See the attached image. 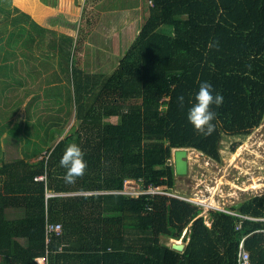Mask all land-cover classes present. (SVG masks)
Masks as SVG:
<instances>
[{
  "label": "trees",
  "instance_id": "1",
  "mask_svg": "<svg viewBox=\"0 0 264 264\" xmlns=\"http://www.w3.org/2000/svg\"><path fill=\"white\" fill-rule=\"evenodd\" d=\"M146 4L139 34L110 75L70 64L75 39L58 34V78L67 79L79 123L41 159L0 162V264H38L46 254L48 264H238L242 239L251 264H264V221L215 209L207 220L202 207L178 198L104 193L126 179L173 191L174 149L221 162L225 136H249L264 120V0ZM205 81L223 97L212 106L211 135L188 121ZM73 143L87 169L69 184L60 160ZM228 210L264 219V194ZM113 215L121 230L110 235ZM47 222L63 229L48 243ZM181 239L184 250L172 249Z\"/></svg>",
  "mask_w": 264,
  "mask_h": 264
},
{
  "label": "crops",
  "instance_id": "2",
  "mask_svg": "<svg viewBox=\"0 0 264 264\" xmlns=\"http://www.w3.org/2000/svg\"><path fill=\"white\" fill-rule=\"evenodd\" d=\"M146 6V0H0V108L8 110L0 109V121L5 115L15 123L32 110L26 116H43L46 133L67 124L62 111L71 117L74 108L67 79L58 78L59 18L75 28L68 36L77 42L76 67L110 75L139 34Z\"/></svg>",
  "mask_w": 264,
  "mask_h": 264
},
{
  "label": "rangeland",
  "instance_id": "3",
  "mask_svg": "<svg viewBox=\"0 0 264 264\" xmlns=\"http://www.w3.org/2000/svg\"><path fill=\"white\" fill-rule=\"evenodd\" d=\"M63 25L65 24L59 18V35L64 33L68 35L75 30L70 24L66 27ZM164 31L168 34L172 32L169 27H164ZM35 32L38 33V31ZM76 43L75 40L70 64L73 61L76 63ZM180 46L183 47L182 44ZM182 47L179 49L182 50ZM7 111L2 109V114ZM62 112L64 122L67 124L59 125L57 129L52 127L47 133L43 116L37 118L26 116L32 113V110H24L22 117L14 119L15 123L10 120L11 116L8 120L7 116L3 115L0 121V162L24 156L31 158L32 162L41 159L49 147L63 139L79 123L73 109L71 113L69 111L72 118L66 112ZM65 115H68L67 119ZM111 122L117 123L119 118H114ZM16 123L17 126L14 127ZM234 148H236L235 151H233ZM221 155V162H216L197 150L189 149L188 174L176 176V186L173 189V192L178 195L203 202V215L207 220L208 209H210L208 207L228 210L247 198L264 194V120L249 136H225ZM170 162L174 165L173 154ZM114 216L110 217L115 224L106 227L107 231H111L110 235H112L113 227L117 228L118 232L121 230V220Z\"/></svg>",
  "mask_w": 264,
  "mask_h": 264
},
{
  "label": "clouds",
  "instance_id": "4",
  "mask_svg": "<svg viewBox=\"0 0 264 264\" xmlns=\"http://www.w3.org/2000/svg\"><path fill=\"white\" fill-rule=\"evenodd\" d=\"M211 47V45H209ZM214 89L208 82H202L195 95V103L189 108L188 121L193 125L196 131L205 135H211L215 131L213 121L216 119V112L212 111V106L217 107L223 103V97L220 94H213ZM181 107L184 106V97L177 98ZM82 149L75 143L67 146L60 160L61 167L65 168V181L72 184L82 177L87 169V162Z\"/></svg>",
  "mask_w": 264,
  "mask_h": 264
},
{
  "label": "built area",
  "instance_id": "5",
  "mask_svg": "<svg viewBox=\"0 0 264 264\" xmlns=\"http://www.w3.org/2000/svg\"><path fill=\"white\" fill-rule=\"evenodd\" d=\"M151 5H153V3L150 1L149 2ZM43 179V178H40ZM105 194H117V195H124L127 197H134V198H138L140 196H155V195H160V196H167V197H173V198H178L181 199L183 201L186 202H190L193 203L199 207H203L204 204L203 202H198L194 199L182 196V195H178L176 193H174L173 191H169L166 188L160 187V186H155V185H144L142 183V181L140 180H134V179H126L124 181V185L122 187V189L120 190H116V191H108V192H104ZM211 209H215V210H219L222 212H226L228 214H232L235 216H239L242 219H248V220H252V221H264L263 218H253V217H248V216H242L239 214H236L230 210L227 209H221V208H215V207H208ZM204 210V208H203ZM203 215V214H202ZM208 225H210L208 223ZM241 225L237 226V229H240ZM62 225L59 223H50L47 222L46 225V233H47V243L51 240V238L53 236H57L59 237L60 235H62ZM176 242H183V239L179 240H175ZM245 239H242V241L240 242L239 245V251H238V264H251V258H250V253L246 250L245 248ZM48 253V252H47ZM36 262L38 264H48V254H46L45 256H40L38 258H36Z\"/></svg>",
  "mask_w": 264,
  "mask_h": 264
},
{
  "label": "water",
  "instance_id": "6",
  "mask_svg": "<svg viewBox=\"0 0 264 264\" xmlns=\"http://www.w3.org/2000/svg\"><path fill=\"white\" fill-rule=\"evenodd\" d=\"M188 151L189 149L184 148L173 150L176 176H184L188 174ZM171 247L176 251L182 252L185 248V244L183 242L172 241Z\"/></svg>",
  "mask_w": 264,
  "mask_h": 264
},
{
  "label": "bare ground",
  "instance_id": "7",
  "mask_svg": "<svg viewBox=\"0 0 264 264\" xmlns=\"http://www.w3.org/2000/svg\"><path fill=\"white\" fill-rule=\"evenodd\" d=\"M192 158V157H191ZM192 160V159H191Z\"/></svg>",
  "mask_w": 264,
  "mask_h": 264
}]
</instances>
